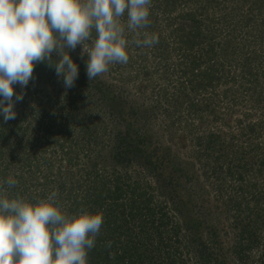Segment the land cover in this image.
<instances>
[{"label": "trees", "instance_id": "obj_1", "mask_svg": "<svg viewBox=\"0 0 264 264\" xmlns=\"http://www.w3.org/2000/svg\"><path fill=\"white\" fill-rule=\"evenodd\" d=\"M158 12L166 18V32L152 19ZM263 15L264 0H151V23L138 30V39L144 32L155 33L159 43L138 47L126 30L128 61L137 64L140 55L144 81L155 76L151 57L163 65L157 62L155 73L160 72L162 97L177 105L174 113L166 109L174 124L186 121L192 128L190 113L207 121L208 114H218L212 104L219 98L235 106L232 92L248 94L243 101L263 114ZM241 35L245 39L237 42ZM171 44L177 45L175 62ZM232 71L240 74L238 90L230 87L238 80L230 77ZM13 87L16 93L27 92ZM94 91L110 107L115 96L109 97L101 83ZM59 102L55 96L23 95L15 104V119L5 123L0 116V181L14 173V165L22 173L11 176L18 185H4L0 195L18 193L36 203L58 190L62 212L101 214L104 223L89 264H264V116L256 120L248 108L249 122L239 123V133L209 130L197 142L198 164L183 160L169 146L162 156L153 153V136L148 135L154 133L153 106L145 108V116L140 112L142 127L123 124V130L109 131L106 124L99 125L97 110L88 102L83 107L89 112L82 109L81 117L79 108L74 112ZM181 108L187 120L180 119ZM128 111L139 113L135 107ZM117 113L127 122L123 109ZM100 140L109 145L104 152L98 150ZM42 168L43 174H37ZM19 178L28 189H21Z\"/></svg>", "mask_w": 264, "mask_h": 264}, {"label": "clouds", "instance_id": "obj_2", "mask_svg": "<svg viewBox=\"0 0 264 264\" xmlns=\"http://www.w3.org/2000/svg\"><path fill=\"white\" fill-rule=\"evenodd\" d=\"M151 0H0V116L6 123L16 118L15 104L23 100L13 85L26 88L34 66L54 68L65 88L74 86L78 65L69 50L82 45L87 55L90 80L108 71L110 64H126L129 55L127 30L138 47L159 43L150 26ZM95 34V35H94ZM87 42H91L90 44ZM55 56V58H54ZM13 189L18 181L9 176L0 181V192ZM58 190L36 203L18 193L0 195V264H89L104 218L80 210L62 212ZM111 248L112 242L106 243ZM110 258H112L110 253Z\"/></svg>", "mask_w": 264, "mask_h": 264}, {"label": "rangeland", "instance_id": "obj_3", "mask_svg": "<svg viewBox=\"0 0 264 264\" xmlns=\"http://www.w3.org/2000/svg\"><path fill=\"white\" fill-rule=\"evenodd\" d=\"M160 14L161 12H158V14H156V18L152 19L157 21L160 27H163L162 31L166 32V18L162 17ZM259 18H264V15ZM121 23L125 26L124 38H126V36L128 35V31H126V20H121ZM173 39L174 37L172 38V41ZM243 39H245V37L241 35V37H238L237 42L239 40L242 41ZM87 43L90 44L91 42ZM175 46L177 45L171 44L169 46V48L171 49L170 56H172V60L174 59V62L179 59L177 56V52L175 53ZM81 49L82 45H78L74 51L69 50V52L73 53V57L81 59L82 62L85 63V61L87 60V55L85 54L82 58ZM131 55H134V53L131 52ZM137 58V64H135L133 60L132 63L128 61L126 64H110L107 72L97 76L90 81L86 74V66L78 65L79 75L75 81L74 86L71 88H65L62 79L58 78L53 70H49L48 67L43 69V67H41L43 66L42 63L36 64L34 66L33 72L34 78L30 80L28 86L26 87L28 90H26V88H23V90L27 91L24 93V96H26L27 98L33 96L37 97L38 99L45 98L46 96H55L60 100L61 103L66 104V108L72 107L71 110L73 109L74 112H76V108H79L80 111H77L76 113L80 117L82 116V109L84 114H87L89 112L86 109V106L83 107V105L90 100L87 104L88 106H91L90 108H92L93 111L97 110L95 114H97V116H99L100 118L99 125L103 126L106 124L109 131L117 130L118 127L122 128L123 124H131V126H136V124H138V127H142L141 122H144L145 119L139 117L140 112L143 116H145L144 113L147 111L146 109H151L150 107L153 106L154 113L152 116V131L154 133L153 135L151 133H148V135L153 136V153L155 155L159 154L160 156H162L164 147L169 146L172 148V153L180 155L183 160H187L188 162L194 161L198 164L199 159L197 158V156L201 151H199L197 147V142L199 138L206 136L209 130L217 131L222 135H227L230 132L239 133V123L241 122L242 125H244L245 123L249 122L247 117V112H249L248 108H250L252 114L255 115L253 116L254 119L259 120L262 116H264V112L262 114L261 108L258 110H255L254 108L251 109V107H249V103L243 101V97L247 99L248 94L245 95V93H243V96H241L240 93H238V95H235V93L232 92L231 98L235 97L237 99L236 101L238 102L235 106L234 103H232L229 99L226 100L225 98H219L217 102H214V104H212V106L215 105L218 114H208L206 118L207 121L200 120L197 116L191 118L193 116H191L192 114L190 113V116H188L190 117L191 122H194V126L192 128L187 126L186 121H176V123L174 124L173 122L175 121V118L171 115H168L166 109L169 108L171 113H174L177 105L174 106L173 102L175 101L168 100L167 102L165 100L166 97H162L163 93L161 89L163 88H161V85L158 81V75L160 74V72L156 71L158 73H155V66L157 65V62L159 67L163 65H160L158 59H156L157 61H154L153 63L152 60L154 59L151 57L148 64L150 65V70L152 71V73H154L155 76L150 77L149 79L144 81V74L141 72L144 66L142 60H140V55H137ZM260 70H264V58L262 59V66ZM239 75L240 74H238V72L236 71H232L230 75V77H233L234 79L235 77H238V80H236L234 84H230V87L234 88V90H238V87L240 86ZM100 83L103 91L110 92L108 94L109 97L115 96L113 97L114 99H112V101L114 102L110 101V107H108L107 105L105 106V104L103 103L104 98H100V94L94 91L95 85ZM17 86L20 87L19 85ZM18 87L16 88L17 91ZM169 89L172 88L169 87ZM173 90L174 89H172V91ZM158 102H160V104H158ZM116 103H119V105L117 106ZM231 103L233 105H230ZM111 106H113L114 108H112ZM129 107H135L137 110H139V113L131 114V111H128ZM59 108L60 107H58L57 110H61ZM120 109H123V112L125 113L124 116L126 117L127 121L125 123L122 121V118L118 116L117 112H119ZM181 109L184 110L183 108ZM185 114H187V112H185L184 110V113L180 115V119L185 118V120H187ZM138 121L139 123H137ZM225 122H228V124L225 125ZM53 131L57 132L56 129H54ZM107 135H109V133H107ZM57 136L59 137L58 134ZM106 138L103 140H107ZM103 140H100L97 146L98 150L101 152H104L106 147L109 146L108 143H105ZM88 143L89 147L91 142L89 141ZM108 155H110V153ZM81 160H84V158ZM109 161H111V159H109ZM13 168H16L14 170V173L12 171H9L8 174L14 177H21L22 173L16 171L18 170V168L15 167V165L13 166ZM43 170L44 169L42 168V170H40V173L37 174H43ZM37 177L38 180H40V176ZM19 183L21 189L23 188L24 190L28 189V187L30 186L25 182L21 184L20 178ZM31 190H35V188H30V191Z\"/></svg>", "mask_w": 264, "mask_h": 264}]
</instances>
